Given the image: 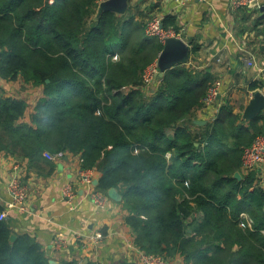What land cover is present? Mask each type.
I'll list each match as a JSON object with an SVG mask.
<instances>
[{
	"label": "trees",
	"instance_id": "trees-1",
	"mask_svg": "<svg viewBox=\"0 0 264 264\" xmlns=\"http://www.w3.org/2000/svg\"><path fill=\"white\" fill-rule=\"evenodd\" d=\"M163 46L132 15L99 12L97 0H0V75L43 89L30 122L19 121L25 100L0 96V149L32 164L45 151L81 153L83 168L100 171L99 188L122 194L147 253L264 264V185L252 171L234 175L258 131L235 125L228 106L193 131L189 116L210 83L184 64L146 96L144 70ZM12 234L0 219V264H52L30 235Z\"/></svg>",
	"mask_w": 264,
	"mask_h": 264
},
{
	"label": "crops",
	"instance_id": "crops-1",
	"mask_svg": "<svg viewBox=\"0 0 264 264\" xmlns=\"http://www.w3.org/2000/svg\"><path fill=\"white\" fill-rule=\"evenodd\" d=\"M262 3L264 0L235 10L230 0H188L183 4L175 0H129L123 14L132 15L144 25L153 15L170 17L174 22L167 28L191 46L190 57L183 64L207 75L209 87L220 81L214 104L206 106L203 103L189 116L193 123L191 128L198 134L226 106L229 113L238 117L235 125L242 124L250 132L256 130L264 134V108L254 115L246 112L254 94H264V78L256 64L247 66L241 58L245 53L253 54L257 64L264 62ZM240 44L246 50H242ZM193 46L197 48L195 51ZM160 78L143 88L146 96L156 90ZM42 95L41 87L25 81L21 75L16 78L0 75V96L27 102L25 117L19 121H31L35 103ZM81 164V153L65 151L62 158L32 164L27 158L0 149V210H6L13 234L15 237L30 235L52 264H143L140 261L143 250L135 244L123 199H113L109 189L99 188L101 173L97 168H83ZM85 171L91 182L84 180L82 173ZM237 172L241 178L246 175L242 168ZM251 173H255L264 185V164ZM15 176L27 188L24 210L8 206L12 200L8 185ZM67 183L75 190L72 204L62 197V188ZM97 190L106 195L103 208L96 207L91 198ZM241 217L251 226L252 219L245 212ZM240 225H244L243 221ZM97 231H101L103 237L92 241L91 236ZM57 234L64 239L60 247L53 242ZM170 259L173 264H187L178 255Z\"/></svg>",
	"mask_w": 264,
	"mask_h": 264
},
{
	"label": "built area",
	"instance_id": "built-area-1",
	"mask_svg": "<svg viewBox=\"0 0 264 264\" xmlns=\"http://www.w3.org/2000/svg\"><path fill=\"white\" fill-rule=\"evenodd\" d=\"M105 0H97V3H100ZM179 4H183L188 0H175ZM255 0H230V5L233 9H241L247 6L252 5ZM163 17L159 15H153L146 22L145 25V34L150 37H158L161 41H165L167 37L175 36L172 29L165 28L163 26ZM241 45V44H240ZM242 50H246V48L241 45ZM117 56H115L116 58ZM244 63L248 66L255 65L258 68V71L264 78V62L261 64L256 63L255 56L253 54H246L241 57ZM159 73V66L157 60L152 62L143 73V79L148 85L152 80L159 78L157 75ZM220 81L214 82L208 89L207 94L204 98V103L206 106H212L214 104L215 98L219 93ZM65 155L64 150L49 152L45 151L44 156L49 160H56L62 158ZM167 156H170L168 153ZM264 164V134H259L255 137L253 142L244 148L243 156H242V170L247 173L249 171H254L258 166ZM17 165H15L16 167ZM82 176L84 180L87 182H91V177L88 173L83 172ZM8 191L12 197L11 202L8 204L9 207H19L20 209H25V199L27 197V188L21 182L18 176H15L11 179L8 185ZM62 197L65 201L72 204L75 197V190L70 183H67L62 188ZM93 203L96 207L103 208L105 205L106 195L100 191H94L91 196ZM0 219L7 220V212L6 210H0ZM103 237L101 231L95 232L91 236L92 241H99ZM63 236L61 234H57L54 239V245L56 247H60L63 243ZM140 261L143 264H173L170 258L165 257L161 254L155 253H147L145 251H141L140 253Z\"/></svg>",
	"mask_w": 264,
	"mask_h": 264
},
{
	"label": "water",
	"instance_id": "water-1",
	"mask_svg": "<svg viewBox=\"0 0 264 264\" xmlns=\"http://www.w3.org/2000/svg\"><path fill=\"white\" fill-rule=\"evenodd\" d=\"M258 0L253 2V5H257ZM129 0H105L99 5V12L104 10H111L117 13H124L128 7ZM262 14L260 18H264V3L260 5ZM191 46L183 39L179 37H167L164 41V46L160 51L157 63L159 66L158 77H163L164 73L172 67L186 63L190 57ZM264 108V94L256 92L248 105L246 112L250 115H254ZM234 175L237 178H241L239 172H235ZM97 182V181H96ZM109 195L116 200H121L122 195L117 188L111 187L108 191ZM11 239H15V235H11Z\"/></svg>",
	"mask_w": 264,
	"mask_h": 264
},
{
	"label": "rangeland",
	"instance_id": "rangeland-1",
	"mask_svg": "<svg viewBox=\"0 0 264 264\" xmlns=\"http://www.w3.org/2000/svg\"><path fill=\"white\" fill-rule=\"evenodd\" d=\"M146 25V24H145ZM145 25H144V28H145ZM113 58H115V57H113ZM131 86H125L123 89H124V91H127L129 88H130ZM145 87H147V85L145 84ZM153 87H149V89H152ZM194 131V130H193ZM238 171V170H237ZM236 171V172H237Z\"/></svg>",
	"mask_w": 264,
	"mask_h": 264
},
{
	"label": "bare ground",
	"instance_id": "bare-ground-1",
	"mask_svg": "<svg viewBox=\"0 0 264 264\" xmlns=\"http://www.w3.org/2000/svg\"><path fill=\"white\" fill-rule=\"evenodd\" d=\"M259 1V3H260V0H258ZM254 2V1H253ZM252 5H253V3H252ZM170 37H176V36H170ZM115 57V56H114ZM117 58V57H116ZM115 58V59H116ZM158 58V57H157ZM157 60V59H156ZM215 118L214 117H212V120H214Z\"/></svg>",
	"mask_w": 264,
	"mask_h": 264
}]
</instances>
